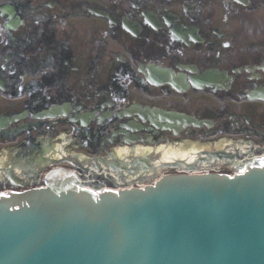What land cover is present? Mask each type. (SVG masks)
Returning a JSON list of instances; mask_svg holds the SVG:
<instances>
[{"label":"flooded vegetation","instance_id":"flooded-vegetation-1","mask_svg":"<svg viewBox=\"0 0 264 264\" xmlns=\"http://www.w3.org/2000/svg\"><path fill=\"white\" fill-rule=\"evenodd\" d=\"M106 1L104 7L97 0H77L71 7L67 0H38L36 7L19 2L11 9L0 5V91L24 93L27 106L77 96L75 103L92 104L93 110L104 100H114L120 109L137 102L129 91H140L150 105L160 97L163 108L197 119L216 116L204 103L208 98H202L211 94L239 100L236 130L264 139V117L260 124L253 121L264 104L234 93L264 86V0ZM17 18L22 24L8 30ZM149 63L172 71L175 78L184 75L183 87L148 86L138 68ZM219 119L213 121L221 127ZM216 128L196 133L213 134ZM79 130L75 127L77 137Z\"/></svg>","mask_w":264,"mask_h":264},{"label":"water","instance_id":"water-1","mask_svg":"<svg viewBox=\"0 0 264 264\" xmlns=\"http://www.w3.org/2000/svg\"><path fill=\"white\" fill-rule=\"evenodd\" d=\"M157 153V152H154ZM178 154V152L176 153ZM119 156H122L121 153H118ZM175 157L174 153H163L161 155V160L170 161ZM180 157L188 158L189 154H182ZM158 161V160H157ZM156 161V162H157ZM212 178H209L207 183H202L208 185L212 182ZM176 184V185H175ZM192 181H182L179 178L177 180L172 179V181L162 182V187L159 188L158 193L155 195L154 199L157 200L158 203L169 204L171 202H176L177 204H181L182 200L187 196H179L177 199L174 198L173 192L175 190H179L178 186L186 187V189H192ZM230 181L228 185H230ZM209 188V187H208ZM181 192V190H180ZM215 192H217V196H215ZM250 195L245 198H236L235 206H232L228 209H224L225 212L229 211L233 214L238 212L237 217H244L248 221L242 220V225L237 223H226L224 225L220 224L218 228L214 227L211 232L206 235V240H204L209 247L205 248V253L209 252V256L207 257L208 264H264V245L263 243H259V238L262 236L264 238V209H252L254 203H252L253 197L256 196L257 192H248ZM134 194L133 190H125L120 193L123 195V199H117L115 201L107 203V205L114 207L118 212V206H127L130 200H132V195ZM210 197L217 201L220 197H224V204L227 203L228 200L232 199L228 197L222 191H214L210 194ZM14 198L7 199L5 201V205L16 204L17 201H13ZM32 198H27L26 200H31ZM71 201V199H67ZM145 200V199H144ZM263 201V199H255V201ZM254 201V202H255ZM162 215L164 218L166 217V209L160 210L157 209L154 213L147 216L146 221L148 222H157L158 216ZM224 215L221 216H213L206 218L202 214V212H189L184 213L183 211H177L175 214L173 213L171 220L166 225L164 229L157 232L155 237L152 239L150 237L153 234H145L143 240H151L147 245L143 244L140 247L143 248H134L131 250V253L134 254V258L136 259L131 264H179L180 260L183 256H185L188 252V245H181L183 242V238L181 236L182 229L184 232H189L188 229L191 230H200V233L203 232L209 224L211 223H222ZM253 218V223H251L250 219ZM114 217H104L102 219L97 220L98 225H87L82 229L81 235L88 239L92 240L96 235L97 231L102 227H107L113 222ZM20 221H29V222H44V223H52L57 220L49 219V218H29V219H13L8 220L0 217V224L6 222H20ZM68 223H74L72 220H66ZM249 224L250 226L244 227L243 224ZM21 226H28L30 223H21ZM24 227L20 229H16L13 234L4 237L1 239V243L4 247H15L17 244H20L14 240L12 236L19 239H24L23 243L26 245L22 248V253L18 251H10L5 250L2 253V257H0V264H48V262L44 259H40L38 257L34 258L32 253L38 251L39 247H57L58 249L63 248L67 249L68 258H70V254L73 253L72 258L77 260V253L79 252L80 245L77 244L79 241V236L73 237L71 234H66V227H45L43 235L34 236ZM248 234L257 235L256 239L250 238L251 241H246L244 238ZM205 235V232L203 233ZM203 241L200 235H198ZM188 236H186L187 238ZM13 238V239H12ZM197 243L200 244L199 240ZM250 242V244L244 243ZM28 243V244H27ZM23 245V244H22ZM31 245H35L33 249H31ZM212 246V247H211ZM30 247V250L28 249ZM137 247V246H136ZM72 252V253H70ZM112 251H105L96 248L90 247L86 252V256H81L85 259L94 260L96 262L101 261L103 257L109 255L111 260H114V256H112ZM14 255L15 259L11 257ZM65 256L60 257L61 261H65ZM153 256H157L154 258ZM55 260V258H53ZM151 261V263H150ZM206 262V261H205ZM52 264V263H51ZM61 264V263H59ZM183 264H191V259L189 257H184Z\"/></svg>","mask_w":264,"mask_h":264},{"label":"snow or ice","instance_id":"snow-or-ice-1","mask_svg":"<svg viewBox=\"0 0 264 264\" xmlns=\"http://www.w3.org/2000/svg\"><path fill=\"white\" fill-rule=\"evenodd\" d=\"M0 195H3V194H0Z\"/></svg>","mask_w":264,"mask_h":264}]
</instances>
